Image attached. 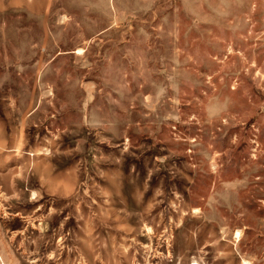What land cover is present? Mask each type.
<instances>
[{
    "label": "rangeland",
    "instance_id": "1",
    "mask_svg": "<svg viewBox=\"0 0 264 264\" xmlns=\"http://www.w3.org/2000/svg\"><path fill=\"white\" fill-rule=\"evenodd\" d=\"M0 264H264V0H0Z\"/></svg>",
    "mask_w": 264,
    "mask_h": 264
}]
</instances>
